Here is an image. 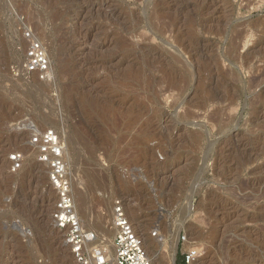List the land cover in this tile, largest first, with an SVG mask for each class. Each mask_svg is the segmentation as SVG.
Returning a JSON list of instances; mask_svg holds the SVG:
<instances>
[{"label": "rangeland", "instance_id": "374dc122", "mask_svg": "<svg viewBox=\"0 0 264 264\" xmlns=\"http://www.w3.org/2000/svg\"><path fill=\"white\" fill-rule=\"evenodd\" d=\"M24 25L48 80L20 72ZM27 118L60 135L99 239L119 200L153 264L188 246L197 264H264V0H0V264H70Z\"/></svg>", "mask_w": 264, "mask_h": 264}, {"label": "built area", "instance_id": "2783aa9c", "mask_svg": "<svg viewBox=\"0 0 264 264\" xmlns=\"http://www.w3.org/2000/svg\"><path fill=\"white\" fill-rule=\"evenodd\" d=\"M21 33L25 43L21 74L41 81L50 79L52 67L46 45L28 26L24 25ZM19 130L28 133V144L35 151V159L46 166L48 183L55 193L51 217L55 226L63 232L71 257L70 264H153L142 238L135 232L119 200L114 202L111 216V226L115 229L113 257L110 261L106 259L107 250L98 241L99 233L85 228L76 211L64 160V143L58 132L52 128H41L29 118L21 122ZM25 157L24 151L11 150L8 154L10 170H18ZM180 241L185 242V237L181 236ZM196 249L190 246L181 252L185 264H195L198 257Z\"/></svg>", "mask_w": 264, "mask_h": 264}, {"label": "bare ground", "instance_id": "6f19581e", "mask_svg": "<svg viewBox=\"0 0 264 264\" xmlns=\"http://www.w3.org/2000/svg\"><path fill=\"white\" fill-rule=\"evenodd\" d=\"M79 185V184H78ZM72 187V186H71ZM73 188V187H72ZM71 188V189H72ZM72 191H74L73 189H72ZM74 193V192H73ZM76 193V192H75ZM75 193L73 194L74 195V197L76 198V199H78V196L77 195H75ZM79 200V199H78ZM84 205V204H83ZM101 209V208H100ZM100 215V219H106V217H104V215H105V212L103 213H100L99 214ZM98 215V216H99ZM104 219V220H105ZM103 224H104V221H103ZM107 224V223H106ZM134 228V230H135V232L138 234V231H137V229L135 228V227H133ZM194 233V232H193ZM197 233V232H196ZM139 235V234H138ZM140 236V235H139ZM197 236V235H196ZM189 237H190V235H189ZM192 237V236H191ZM198 237V236H197ZM142 238V240H143V242H144V238H143V236L141 237ZM191 240V239H190ZM189 240V238H188V240L186 239V241H185V244H187V245H190L191 244V241ZM98 241L103 245V246H105V248H106V250H107V254H106V259H108L109 261L112 259V258H110V256H111V254H112V248H113V244H112V240H109L108 239V236H106V237H103V238H101V239H98ZM145 243V242H144ZM144 246H145V244H144ZM186 246V245H185ZM189 247V246H188ZM197 248V247H196ZM174 252H175V249H174V246H172V249H171V258H173L174 257ZM149 255V257L151 258V260H152V262L154 261V259H153V256L151 255V254H148ZM105 259V260H106ZM196 263V262H195ZM197 264V263H196Z\"/></svg>", "mask_w": 264, "mask_h": 264}, {"label": "trees", "instance_id": "16d2710c", "mask_svg": "<svg viewBox=\"0 0 264 264\" xmlns=\"http://www.w3.org/2000/svg\"><path fill=\"white\" fill-rule=\"evenodd\" d=\"M176 264H185L184 263V260H183V257H182V260L181 261L176 260Z\"/></svg>", "mask_w": 264, "mask_h": 264}]
</instances>
